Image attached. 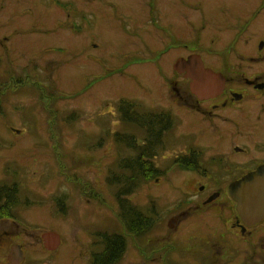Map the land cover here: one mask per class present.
Instances as JSON below:
<instances>
[{
    "label": "flooded vegetation",
    "instance_id": "af4514ba",
    "mask_svg": "<svg viewBox=\"0 0 264 264\" xmlns=\"http://www.w3.org/2000/svg\"><path fill=\"white\" fill-rule=\"evenodd\" d=\"M33 2V7L49 6L58 13L59 28L70 35H82L85 21L92 20L93 27L95 22H109L127 43L121 52L132 57L124 70L166 82L169 104L151 107L142 102L140 123L145 134L140 160L132 162V170L143 175L167 170V161L154 157V164L149 159L153 152L147 147L163 132L175 134L174 119H181V114L204 124L206 135L203 142L189 145L192 151L180 152L186 157L179 153L172 162L175 170L196 174L199 181L190 184L193 191L176 185L180 195L164 203V210L152 205L162 218L155 227L160 228L159 233L148 230V203L139 197L144 186L137 192L130 183H123L111 191L116 230L80 231L88 240L76 245L70 241L74 254L67 257L58 254L62 239L54 249L42 240L43 246L36 252V233L4 227L6 222L20 226L16 220L19 188H4L0 183V264H264V217L243 214L239 184L249 173L264 171V0ZM96 33H100L97 28L93 41ZM47 54L48 50L43 56ZM93 55H88L92 62ZM194 55L225 78L219 94L200 98L191 92L187 75L194 74L186 65L180 70L177 62ZM124 111L136 121L132 110ZM160 182L156 178L153 184ZM79 190L86 193V204L100 197L94 185L84 184ZM152 197V201H161L158 195ZM156 213L153 216L158 218ZM164 224L169 229L163 230ZM26 234L31 239L29 245L23 239ZM13 248L18 256L12 254Z\"/></svg>",
    "mask_w": 264,
    "mask_h": 264
},
{
    "label": "rangeland",
    "instance_id": "374dc122",
    "mask_svg": "<svg viewBox=\"0 0 264 264\" xmlns=\"http://www.w3.org/2000/svg\"><path fill=\"white\" fill-rule=\"evenodd\" d=\"M33 3L0 0V183L17 182V196L24 205L16 213L20 226L6 222L4 227L26 233L24 227L35 230L36 252L43 246L41 233L56 231L62 238L58 254L67 257L74 254L70 241L76 245L88 240L80 231L116 230L111 196L116 186L106 182L111 171L118 170L120 157L133 155L131 143L137 140L139 147L145 134L131 120L120 122L118 101L137 99L152 107L169 104L171 95L164 79L124 70L132 57L121 52L127 43L109 22H95L93 27L90 19L83 23L82 35H70L59 28L58 13ZM95 28L100 33L93 41ZM49 49L56 52L43 56ZM90 52L95 53L93 62ZM190 117L181 114L176 135L171 130L163 132L152 144L153 157L172 164L190 144L203 142L205 125L198 120L193 123ZM191 174L176 170L155 184L148 175L151 183L138 189L139 197L149 204L158 195L161 201L155 203L164 210V203L180 195L176 185L193 191L199 180ZM84 184L97 187L100 197L86 204V193L79 190ZM64 193L69 199L63 206ZM167 229L164 224L163 230ZM27 235L23 239L29 245Z\"/></svg>",
    "mask_w": 264,
    "mask_h": 264
},
{
    "label": "water",
    "instance_id": "95a60500",
    "mask_svg": "<svg viewBox=\"0 0 264 264\" xmlns=\"http://www.w3.org/2000/svg\"><path fill=\"white\" fill-rule=\"evenodd\" d=\"M178 63L189 66V69L192 68L191 72L194 74L192 75L194 82L191 84V88L198 95H209L222 89L224 85L223 79L211 69L205 68L200 59H192L185 62L180 60ZM240 185L242 186L241 207L243 208V214L257 218L264 216V171L247 175L240 182ZM44 237L47 241L54 238L53 241L55 240V243L49 244L51 248H54L59 243V235L57 233L47 232ZM13 254H16V256L18 254L15 248L13 249Z\"/></svg>",
    "mask_w": 264,
    "mask_h": 264
},
{
    "label": "trees",
    "instance_id": "16d2710c",
    "mask_svg": "<svg viewBox=\"0 0 264 264\" xmlns=\"http://www.w3.org/2000/svg\"><path fill=\"white\" fill-rule=\"evenodd\" d=\"M147 149L149 150V152L151 151L150 147H147ZM152 155H149V158H151ZM137 160H140V157H137ZM148 175L152 176V173H148ZM142 176V174L140 172H132L131 174L127 175V174H123L121 175V178L119 179L120 181L123 179V181H130V184L132 185V187L135 185L137 186L139 181H141L142 179H140ZM150 176V177H151ZM149 178L147 177V180ZM134 181V182H133ZM135 186L133 188H135Z\"/></svg>",
    "mask_w": 264,
    "mask_h": 264
}]
</instances>
